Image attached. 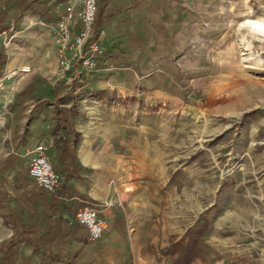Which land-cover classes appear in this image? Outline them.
<instances>
[{
    "label": "rangeland",
    "instance_id": "374dc122",
    "mask_svg": "<svg viewBox=\"0 0 264 264\" xmlns=\"http://www.w3.org/2000/svg\"><path fill=\"white\" fill-rule=\"evenodd\" d=\"M30 1L53 17L72 7L79 29L77 0ZM16 14V0H0V53L6 45L31 70L0 88V243L13 234L11 211L43 206L23 152L50 141L56 102L76 106L78 129L112 138L123 157L102 169L111 179L102 200L87 196V168L71 181L76 205L101 211L107 228L96 242L81 225L67 233L69 264H172L168 238L193 228L190 264H264V35L250 25L264 24V0H108L93 69L57 52L56 22ZM47 155L56 172L52 147ZM38 261L26 244L12 259Z\"/></svg>",
    "mask_w": 264,
    "mask_h": 264
},
{
    "label": "trees",
    "instance_id": "16d2710c",
    "mask_svg": "<svg viewBox=\"0 0 264 264\" xmlns=\"http://www.w3.org/2000/svg\"><path fill=\"white\" fill-rule=\"evenodd\" d=\"M108 0L96 1V14L94 18L93 31L83 47V54L89 55V45L98 43L101 32L103 14ZM30 0H16L17 14L15 21L20 22L24 12H31L40 17L46 24L55 23L61 16L53 17L50 8L40 9L34 6ZM0 28V32L5 31ZM102 53V50H101ZM100 53L95 54L98 56ZM5 64V56L0 53V69ZM61 88L54 90L58 94ZM67 97L71 95L66 94ZM72 98V97H71ZM53 126L50 130L52 147L56 153V172L63 178L60 189L55 194H49L42 188L37 198L43 203L40 212L34 210L25 214V209L13 210L6 216L5 224L9 225L13 231L12 236L0 243V264H13L12 259L17 248L21 244L32 247L33 253L38 255V264H69L71 258H76V254L68 250H62V239L69 233L70 235L78 231L80 225L71 220H75L77 207L82 208L83 204H77L72 200L76 196L70 187L71 181L81 180L80 171L84 168L78 163L76 158L77 147L80 144V134L76 131L74 121L79 117L76 106L60 107L64 105L53 102ZM85 199V198H83ZM78 208V209H79ZM201 234L200 230L193 228L189 230L180 242H170L164 251V255L171 259L172 264H190L197 253V239ZM188 239V240H186ZM72 255V257H71Z\"/></svg>",
    "mask_w": 264,
    "mask_h": 264
},
{
    "label": "built area",
    "instance_id": "2783aa9c",
    "mask_svg": "<svg viewBox=\"0 0 264 264\" xmlns=\"http://www.w3.org/2000/svg\"><path fill=\"white\" fill-rule=\"evenodd\" d=\"M81 6V12L78 14L80 27L77 31L70 24L74 20L73 8L68 7L60 20L56 22L54 32V43L59 54L67 52L78 56L81 65L85 69H93L96 66L94 55L101 53L96 43L89 45V55L83 54V47L92 34L94 18L96 14L97 0H77ZM0 33V39H1ZM62 72L70 70L68 60L61 61ZM29 67H21L5 75L0 79V88L3 80L14 78L24 79L30 74ZM48 146L43 142H38L33 146L24 148L23 157L28 162V176L40 188L49 194H55L63 182V178L53 170L49 157L47 155ZM75 222L84 227L87 231L89 242L101 240L106 230V222L100 211L92 206L80 208L75 215ZM72 224V222H70Z\"/></svg>",
    "mask_w": 264,
    "mask_h": 264
},
{
    "label": "crops",
    "instance_id": "0c3cea01",
    "mask_svg": "<svg viewBox=\"0 0 264 264\" xmlns=\"http://www.w3.org/2000/svg\"><path fill=\"white\" fill-rule=\"evenodd\" d=\"M6 48H7L6 45H4L3 54L5 55V64L3 68L0 69V79H2L5 75L13 72L15 69L24 67L23 63H21L19 60H17V58H15V54L13 52H10L9 50H8L9 52L6 51ZM27 78L28 76H26L24 79L14 78L11 80L17 84H20L23 81H25ZM4 81L9 82L10 80L4 79L3 82ZM77 123L78 121L76 118L74 121V125H75L76 131L80 134V144L77 147L76 158H77L78 163L83 168H87L89 172H91V175L89 176V178L91 179L90 180L91 181V191L87 193V196L93 201H98L99 199L102 200V198H104V196L106 195V191L108 190V184L110 182L109 180H111V179H108L107 177H104L103 175L104 170L102 169L103 168L107 169L110 166L112 167L113 165L112 163L114 159L118 160V158L122 156H119L118 154L115 153L116 147H115V144L113 143L112 138H108V136H105V138L99 139V137L96 136L95 138L93 137L92 141H90L89 135L91 134V132H89V130L86 129L84 130L85 132L84 133L82 130L78 129ZM93 133L95 134V132ZM43 143L47 144L48 149L49 147L51 148L52 147L51 136H50V141L48 143L47 142H43ZM121 147H123V144H121ZM100 184H102L103 190H105L103 194H101V192H98L100 190L99 189ZM72 200H75V197ZM101 215L104 217L105 222H106L105 216L102 213ZM106 228H107V225H106ZM114 231L115 232L110 235V239H109V244L112 247L117 241L115 238L118 234H115V233H119L117 229H114ZM171 241H172L171 237L168 238L166 247L169 246ZM118 261H119L118 263L121 262L120 259ZM132 262L133 261L131 258V262H129V264H132Z\"/></svg>",
    "mask_w": 264,
    "mask_h": 264
},
{
    "label": "bare ground",
    "instance_id": "6f19581e",
    "mask_svg": "<svg viewBox=\"0 0 264 264\" xmlns=\"http://www.w3.org/2000/svg\"><path fill=\"white\" fill-rule=\"evenodd\" d=\"M250 25L255 29L258 34L264 35V24L250 23Z\"/></svg>",
    "mask_w": 264,
    "mask_h": 264
}]
</instances>
